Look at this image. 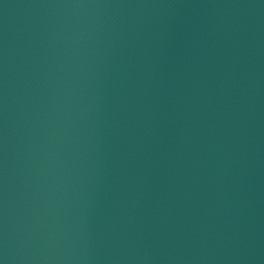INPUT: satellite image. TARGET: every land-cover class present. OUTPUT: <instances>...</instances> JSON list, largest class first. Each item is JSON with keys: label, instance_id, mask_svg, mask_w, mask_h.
Listing matches in <instances>:
<instances>
[{"label": "water", "instance_id": "obj_1", "mask_svg": "<svg viewBox=\"0 0 264 264\" xmlns=\"http://www.w3.org/2000/svg\"><path fill=\"white\" fill-rule=\"evenodd\" d=\"M0 264H122L30 0H0Z\"/></svg>", "mask_w": 264, "mask_h": 264}]
</instances>
